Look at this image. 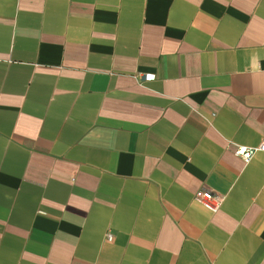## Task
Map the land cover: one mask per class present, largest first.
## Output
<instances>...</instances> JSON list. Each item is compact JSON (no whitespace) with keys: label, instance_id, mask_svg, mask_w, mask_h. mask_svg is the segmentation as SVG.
Here are the masks:
<instances>
[{"label":"crops","instance_id":"crops-1","mask_svg":"<svg viewBox=\"0 0 264 264\" xmlns=\"http://www.w3.org/2000/svg\"><path fill=\"white\" fill-rule=\"evenodd\" d=\"M262 143L264 0H0V264H264Z\"/></svg>","mask_w":264,"mask_h":264},{"label":"built area","instance_id":"built-area-1","mask_svg":"<svg viewBox=\"0 0 264 264\" xmlns=\"http://www.w3.org/2000/svg\"><path fill=\"white\" fill-rule=\"evenodd\" d=\"M154 79L153 75H146L145 81H152ZM264 151V143H262L256 149H248V148H237L234 154L237 157H240L245 163H248L255 152ZM195 200L202 207L210 211L211 213H216L223 202V198L220 196L212 195L208 192H201L196 195ZM112 237L108 236V241H111Z\"/></svg>","mask_w":264,"mask_h":264}]
</instances>
